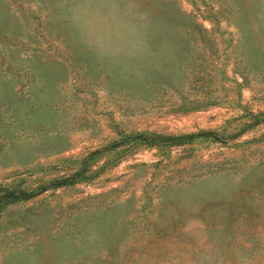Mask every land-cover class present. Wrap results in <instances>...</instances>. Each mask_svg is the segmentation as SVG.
Returning a JSON list of instances; mask_svg holds the SVG:
<instances>
[{"label": "rangeland", "instance_id": "1", "mask_svg": "<svg viewBox=\"0 0 264 264\" xmlns=\"http://www.w3.org/2000/svg\"><path fill=\"white\" fill-rule=\"evenodd\" d=\"M0 264H264V0H0Z\"/></svg>", "mask_w": 264, "mask_h": 264}, {"label": "trees", "instance_id": "2", "mask_svg": "<svg viewBox=\"0 0 264 264\" xmlns=\"http://www.w3.org/2000/svg\"><path fill=\"white\" fill-rule=\"evenodd\" d=\"M28 196H29V193L20 192L19 195L15 196V198H27Z\"/></svg>", "mask_w": 264, "mask_h": 264}]
</instances>
